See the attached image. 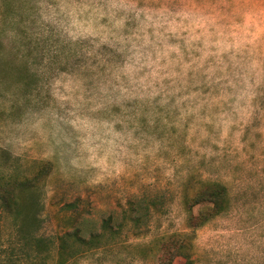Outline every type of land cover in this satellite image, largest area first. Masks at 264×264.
Here are the masks:
<instances>
[{"label": "rangeland", "instance_id": "obj_1", "mask_svg": "<svg viewBox=\"0 0 264 264\" xmlns=\"http://www.w3.org/2000/svg\"><path fill=\"white\" fill-rule=\"evenodd\" d=\"M44 164L32 236L0 210V264H160L197 181L231 206L195 264H264V0H0V174Z\"/></svg>", "mask_w": 264, "mask_h": 264}, {"label": "trees", "instance_id": "obj_2", "mask_svg": "<svg viewBox=\"0 0 264 264\" xmlns=\"http://www.w3.org/2000/svg\"><path fill=\"white\" fill-rule=\"evenodd\" d=\"M50 173V165L39 166L31 177L0 174V210L11 213L19 220V231L28 239L38 224L41 208V185ZM191 233H174L159 240L160 264H174L177 258L184 264H195L193 254L194 232L207 222L230 209L226 186L214 181H197L188 186L182 196ZM166 207L162 197L145 198L132 204L133 220L140 225L152 211Z\"/></svg>", "mask_w": 264, "mask_h": 264}]
</instances>
